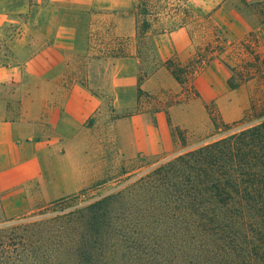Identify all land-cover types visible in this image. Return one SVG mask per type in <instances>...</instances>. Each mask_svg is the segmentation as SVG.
<instances>
[{"label":"trees","instance_id":"trees-1","mask_svg":"<svg viewBox=\"0 0 264 264\" xmlns=\"http://www.w3.org/2000/svg\"><path fill=\"white\" fill-rule=\"evenodd\" d=\"M160 1L134 0L128 13L136 12L137 58L146 61L149 52L152 59L140 71L138 92L160 67L182 89L167 107L199 99L193 79L212 62L230 71V90L264 77L256 41L238 42L242 55L229 52L234 45L209 19ZM246 8L264 25V0ZM165 10L168 23H160ZM188 24L201 44L185 62L177 55L159 62L144 40ZM10 28L0 27V66L15 59L11 43L19 32L7 34ZM204 108L215 137L187 144L185 131L176 128L175 153L128 176L118 191L84 197L82 189L37 214L0 224V264H264V119L249 123L253 105L231 123Z\"/></svg>","mask_w":264,"mask_h":264},{"label":"rangeland","instance_id":"rangeland-1","mask_svg":"<svg viewBox=\"0 0 264 264\" xmlns=\"http://www.w3.org/2000/svg\"><path fill=\"white\" fill-rule=\"evenodd\" d=\"M162 1L164 0L159 3L161 6ZM168 1L172 4L171 7L179 3L198 17L207 18L217 25L225 41L234 45L229 48V52H239L242 55L243 52L237 43L248 39L250 42L256 41L258 51L264 55V34L259 36L253 29L257 25H264L246 8L247 5L262 0ZM75 11L66 3L50 0H0V15L7 16L0 27H12L8 29L7 34L13 28L19 32L11 43L15 59L7 66L22 69L27 56L49 43L53 34L60 31L64 25L75 24L79 30V45L76 58L72 59L69 66L71 74L67 80L87 86L95 93L109 95L110 102L93 133L95 142H99L95 145L100 153L99 157L92 161L85 160L86 165L93 164V168L95 165L98 168L94 170V174H85L84 185L74 192L87 189L84 197H89L114 193L123 188L128 176L142 173L175 153L179 148V141L174 134L176 128L185 131L187 144L215 137L212 136L214 129L204 108L205 104L213 115L225 123L242 118L251 105L253 111L248 115L249 123L264 119V77L255 78L230 90L228 79L231 73L219 62H212L203 67L193 79V86L199 94V99L194 101L167 107L169 101L179 99L183 95L180 86L163 67L143 80L138 92L137 79L141 75L140 71L145 65H151L152 59L149 52L146 61L137 58V39L135 32L132 33V28L135 29V10L126 16L127 20L122 19L121 12L108 16H92L85 12L76 14ZM127 12L129 13V10ZM167 12L163 11L160 23H168V17L165 16ZM178 15L182 16L179 13ZM177 19L178 17L173 20L174 23ZM89 24H92V28L88 35L85 31ZM177 31L178 29L153 33L144 40L153 45L159 62L173 55L185 62L194 53V48L201 44L194 25L188 24L180 32L182 35L187 33L188 47L174 51L167 57L169 52L159 51L155 38ZM208 35L210 37V33ZM84 36L89 39V44L84 43ZM209 37L206 36V40L210 39ZM116 52L124 54L125 57L116 60L120 61L119 64L110 70L104 61L115 63L116 61L108 58ZM195 83L198 84L200 92ZM10 87L9 83L0 85V99H9V95L13 94ZM111 89L115 92L112 93ZM9 105L12 107L11 115L20 116V100H13ZM178 105L182 108H174ZM173 108L179 110H174L173 114ZM256 116L259 117L255 118ZM123 118L126 120H120ZM94 123L95 118H91L85 125ZM54 200H46L33 183L0 193V224L37 214L43 211L44 205Z\"/></svg>","mask_w":264,"mask_h":264},{"label":"crops","instance_id":"crops-1","mask_svg":"<svg viewBox=\"0 0 264 264\" xmlns=\"http://www.w3.org/2000/svg\"><path fill=\"white\" fill-rule=\"evenodd\" d=\"M50 1L66 3L74 11L81 9L75 11L76 14L108 16L121 12L123 20H127V11L134 4V0ZM6 17L0 15V25ZM90 28L92 24L85 31L88 35ZM253 29L259 36L264 34V26L257 25ZM182 30L184 28L167 36H157V49L169 52L167 57H170L174 51L188 47L187 33L182 37ZM77 36L76 25L66 24L53 34L49 43L25 59L22 69L0 66V85L9 83L13 93L7 100L0 99V193L33 183L46 200H54L81 188L85 174H94L98 168L97 165L95 168L93 164L86 165L85 160L99 157L95 147L99 142H95L93 133L110 99L109 95L95 93L87 86L68 82L69 66L78 51ZM86 37L84 43L89 44ZM108 59L116 61L121 58ZM104 62L113 70L120 61ZM195 86L198 89V84ZM13 100H20V116L11 115L9 104ZM174 108L173 114L174 110H179ZM91 118H95V123L85 125Z\"/></svg>","mask_w":264,"mask_h":264}]
</instances>
